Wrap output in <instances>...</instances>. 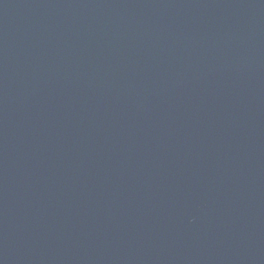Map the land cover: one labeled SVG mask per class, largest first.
<instances>
[{
    "label": "water",
    "instance_id": "obj_1",
    "mask_svg": "<svg viewBox=\"0 0 264 264\" xmlns=\"http://www.w3.org/2000/svg\"><path fill=\"white\" fill-rule=\"evenodd\" d=\"M0 264H264V0H0Z\"/></svg>",
    "mask_w": 264,
    "mask_h": 264
}]
</instances>
